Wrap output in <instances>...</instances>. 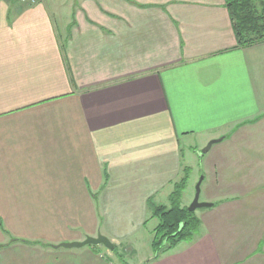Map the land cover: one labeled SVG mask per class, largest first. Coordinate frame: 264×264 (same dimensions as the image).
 <instances>
[{"label": "crops", "instance_id": "obj_1", "mask_svg": "<svg viewBox=\"0 0 264 264\" xmlns=\"http://www.w3.org/2000/svg\"><path fill=\"white\" fill-rule=\"evenodd\" d=\"M29 1L0 0V246L53 249L0 264H264V223L231 214L259 210L241 199L264 182V43L238 45L225 0ZM194 165L207 232L157 254L153 208ZM100 233L113 249L61 246Z\"/></svg>", "mask_w": 264, "mask_h": 264}, {"label": "trees", "instance_id": "obj_2", "mask_svg": "<svg viewBox=\"0 0 264 264\" xmlns=\"http://www.w3.org/2000/svg\"><path fill=\"white\" fill-rule=\"evenodd\" d=\"M258 11L255 0H225L234 27L238 45L246 47L264 42V0ZM190 169L175 182L170 194V206L158 205L153 208V215L158 217L159 224L154 229L153 246L157 254L165 252L181 241L191 240L199 230L201 221L195 212L182 206L181 199L189 180Z\"/></svg>", "mask_w": 264, "mask_h": 264}, {"label": "rangeland", "instance_id": "obj_3", "mask_svg": "<svg viewBox=\"0 0 264 264\" xmlns=\"http://www.w3.org/2000/svg\"><path fill=\"white\" fill-rule=\"evenodd\" d=\"M14 1L15 0H13V2ZM18 1L22 2V0H18ZM38 1L39 0H32V1H29V2L35 3V2H38ZM55 1L61 2V4L65 5V2L67 0H55ZM47 3H48V0H47ZM255 7H256V9L258 11H260L262 9L261 0H255ZM260 43H264V42H260ZM244 141L248 142L249 139H245ZM251 141L252 142H257V143L261 142V140L259 138L251 140ZM217 145L218 144H216L214 146V148L211 149L208 153L203 154L201 152V153H199L197 155L198 159H196V164H200L199 165L200 169H201V167H203V162L202 161L200 162L199 159H203L204 158V161H205V159L206 160L210 159V160H215V161L221 159L220 153L218 152V150H216L217 149ZM182 146L185 148L184 149L185 153L188 154V152L190 150L188 149V147H186V144L184 142H183ZM205 147H203L201 150H203ZM261 150L264 151L263 149H261ZM187 162L189 163V161H187ZM205 163H206V161H205ZM194 166H195L196 172L198 173V171H197L198 169H197L196 165H194ZM263 167L264 166H262V165H259V166H253L252 165L249 168L252 169V170L258 171V170H261V168H263ZM202 175L203 174H199L198 173L197 175L191 176V180L188 183V188L185 190V192H184V194L182 196V199H181V203H182L181 205L182 206H190V204L193 202V200L195 198V195H196L197 184L200 181ZM205 184H206V181H204L203 184L201 185V194H200V201L201 202H209L210 201V199L207 197V195L205 193ZM208 184H209V182H207L206 187H207ZM221 184H224V183H221ZM260 187L264 188V182L257 183L256 189H254V190H256V192H252L249 195H247L248 196L247 198L241 199L243 205H247L248 204V205H251V207L252 206H257L259 208V210H252L251 213H249V214H247V213L246 214L245 213H242V214L237 213L238 211H241V209H238L235 212L231 211V214L233 216L235 215V217L237 218L238 221L243 220V221H246V222L252 221V222H262V223H264V192H263L262 197H259V191L261 189ZM246 193H249V192L246 191V192H243V193H240V194H246ZM164 200H166V199H164ZM216 202H217L218 205H223L225 200L217 199ZM159 204H162V203H159ZM166 206L169 207L170 203L167 204ZM210 210H211V208H198L197 209V213L201 214V213L208 212ZM220 218L222 219V222H226V218L223 219L222 216H220ZM158 220H160V219L158 218ZM229 222H231V221H229ZM240 222H238V224H242ZM151 227H152V224L148 223L147 228L150 230ZM240 227H241L242 231L244 230V228H247L244 225H240ZM200 230H201L200 233L203 236H205V234L207 232V228L205 227V225H202L200 227ZM2 232L6 236V238H8V239H7L6 242H4L3 245L0 246V251L2 249L1 247L11 248L12 246H14L9 251L13 252V253H17L18 252L17 245L21 244V243H23L25 241H23L22 238L16 237V235L11 230H7V229L3 228ZM203 236H202V238H203ZM153 237H154V233H153ZM25 243L29 244L28 246H30L32 249H45V250L53 249V248H51V247H53V243H47V242H43V241L42 242L41 241H26ZM179 247H182V246L180 245ZM146 250H147V248H143L142 249V254H144L146 252ZM225 250H226V247H224L223 249L220 248V253L225 252ZM108 253L111 254V256L109 257L111 259L110 263L113 262V264H117V259L114 258V254L112 252L107 251V253H106L107 256H108Z\"/></svg>", "mask_w": 264, "mask_h": 264}, {"label": "water", "instance_id": "obj_4", "mask_svg": "<svg viewBox=\"0 0 264 264\" xmlns=\"http://www.w3.org/2000/svg\"><path fill=\"white\" fill-rule=\"evenodd\" d=\"M222 139L223 138L221 137L218 139L211 140L208 143V145L202 150V153L203 154L207 153L215 143L220 142ZM203 179H204V175H202L200 181L197 184L196 195L193 202L190 204V206H188V210L191 212H195L198 208H210L213 206V203L211 202L200 201L201 185ZM99 244H103L109 249L114 248V244L112 243V241L106 235H103L101 233L98 234L97 236H87L84 240L81 241L63 242L61 243V246L66 248H73V247L79 248L86 245H99Z\"/></svg>", "mask_w": 264, "mask_h": 264}]
</instances>
